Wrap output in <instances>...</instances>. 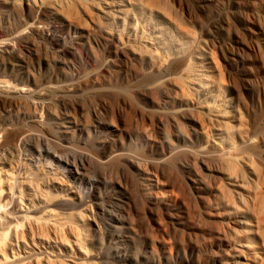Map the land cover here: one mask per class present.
Returning a JSON list of instances; mask_svg holds the SVG:
<instances>
[{
    "label": "bare ground",
    "instance_id": "6f19581e",
    "mask_svg": "<svg viewBox=\"0 0 264 264\" xmlns=\"http://www.w3.org/2000/svg\"><path fill=\"white\" fill-rule=\"evenodd\" d=\"M164 1L135 0L144 14H160L170 24L173 37L183 34L192 44H201L204 55L199 65L208 64L209 74L194 68L187 55L169 51L174 41L160 42L159 32L132 37L126 15H118L126 7L121 0H67L65 6L52 0H0V108L9 109L0 114V151L7 143L23 146L31 136L7 122L19 121L17 113L22 112L41 126L46 109L43 103L31 107L22 102L28 95L39 97L41 91L18 82L16 65L38 62V46H44L49 55L64 57L79 54L75 44L84 36L103 38L114 51L115 62L135 72L142 64L147 67L148 82L132 89L137 101L152 110L126 105L118 95L100 97L99 108L108 121L150 142L156 137L154 125L176 127L184 135L182 142L190 146L178 156L177 174L123 154L105 156L117 157L107 163L106 174L125 188L134 209L131 214L118 205L127 212L123 216L130 237L149 238L152 253L160 246L167 254L177 249L224 255L235 251L236 244L250 243L249 236L232 240L229 233L238 232L235 226L243 220L251 221L250 236L256 241L253 244H259L244 246L233 263L264 264V0ZM171 7L181 16L173 14ZM205 7L212 9L209 19L202 12ZM80 12L99 28L80 27L77 23L84 22ZM10 15L18 17L13 26L3 23ZM109 23L119 24L120 29L107 28ZM32 78L30 83L41 86ZM212 91L224 95V108L207 101ZM61 97L64 104L68 97ZM74 106L70 103L68 111L76 113ZM4 166L12 172L0 177V264H99L85 245L86 237L99 228L87 224L94 216L90 207L85 209L88 194L72 186L70 171L54 165L47 168L51 178H37L24 161ZM79 166L74 163L73 167ZM133 172L148 173L153 184H147L145 177L138 182ZM27 177L30 180L25 181ZM32 177L38 180L33 182ZM147 211L163 221L150 225ZM223 213L228 217L222 219ZM121 255L116 262L123 261Z\"/></svg>",
    "mask_w": 264,
    "mask_h": 264
},
{
    "label": "rangeland",
    "instance_id": "374dc122",
    "mask_svg": "<svg viewBox=\"0 0 264 264\" xmlns=\"http://www.w3.org/2000/svg\"><path fill=\"white\" fill-rule=\"evenodd\" d=\"M66 1L52 0V2L61 3L63 6H65ZM159 1L161 4L165 3L164 0ZM121 2L126 7H124V11L118 12V15L119 17L126 15L125 23L128 26L127 30H131L132 37L134 33L139 36L141 33L151 35L153 32H159L160 35L162 34L160 42L174 41L169 46V51L173 50L175 54L187 55L194 68L199 67L202 71H205L206 75L209 74L208 64L199 65L202 59L201 56L204 55L201 44H192L190 37L187 35L181 34L178 37H173L170 24L160 14H144L139 10L135 0H121ZM171 9L173 14L178 17L181 16L179 12L175 11V8L171 7ZM218 9L221 10V7ZM202 12L205 19H209L213 14L210 7H205ZM79 16L84 21L83 23H77L80 27L88 25L99 28V24L96 21L89 22L83 12H80ZM3 20L5 25L11 24L10 26H13L14 23H17L18 17L10 15L8 20L7 18ZM118 26L119 24L111 26L109 23L107 28L119 30L120 27ZM194 32L198 34L199 30L195 27ZM106 43L107 41L103 38L84 36L75 44L79 54L73 52L64 57L49 55L50 53H46L44 46H38L40 47L37 55L40 57L38 62L28 65V67L16 65L18 82L24 85L28 84L27 86L32 91H41L39 97L28 95L23 97L25 99L21 98L22 102H26L25 104L31 107L34 104H36L34 107H38L37 104L43 103V105H46V109L43 112L44 118L41 126L30 122L29 118L23 116L22 112H16L21 117L19 121L13 119L7 122L8 125L13 127H22L31 136L23 146L15 147L9 143L4 145L0 151V162H3L2 160H4V163L24 161L28 164V171L30 169L31 173H28L37 178H42L41 175L44 178H51L52 176L50 172H47V168L54 165L70 171L71 176L74 178V181L72 179V186L80 187L83 193L86 192L85 196L88 194L85 209L88 210L90 207L94 216H92L93 220H86L87 224L90 227L97 225L99 228L94 234L90 233V237H86L85 242L86 248L95 255L94 259L97 258L96 261L99 264H234L235 255L237 256L240 251H245L247 247L255 248L259 244V242L253 244L256 241L250 236L251 221L245 222L243 220L241 225L235 226L238 230V232H235L237 236L234 232V234L229 233L232 240L240 235L249 236L248 241L250 243L236 244L235 251L229 250L224 255L217 253L213 256H207L202 251L196 254L191 251L183 253L177 249H172L171 254H167L162 252L160 246H157L156 253H152L149 247V238L143 235H138L136 238L130 237L131 231L127 227L124 216L127 212L133 214L134 209L131 204H128L130 199L125 188L118 186L114 182L113 176L106 174L107 163L113 162L117 157L109 155L110 158H105V156L107 154H123L131 160L140 163L147 162L154 167H164L177 174L179 170L178 156L190 149V146L187 142H182L184 135L176 127L154 125L153 128L150 126V129L153 128L155 131L154 136H156L150 142L142 140L138 135L116 129L108 121L104 115V110L99 108L102 106V103L99 102L100 97L110 96L114 98L115 95H118L126 105L141 107V109L149 112L152 110L147 105L146 107L137 101L132 89L134 86H141L148 82L147 67L142 64V68L137 72L125 68L115 62L114 51L109 50ZM169 51L163 49V52ZM45 55H48L47 60H44ZM15 60L18 63L22 62L18 59ZM97 74H101V76L98 77ZM95 75L98 77L97 82ZM33 76L36 80L42 82L41 86L37 87L34 83H30ZM5 78L9 79L7 75ZM78 83L79 85L81 83V87L77 86ZM74 84L78 88H75ZM65 87L71 88L72 92H64L66 91L63 90ZM58 89L62 90L58 92ZM75 89L77 90L75 91ZM56 94L62 96L61 98L68 97H65V106L61 103L60 96L57 95V98ZM71 94L73 95L71 96ZM209 96L207 101L219 105L217 107H225L223 94L218 95L216 91H212ZM70 103L75 105L76 113L72 110L68 111L71 109L68 107ZM81 106L83 110L80 109ZM6 110L9 109L0 108V114ZM35 112L40 113L39 110ZM172 141L177 144L171 146L170 142ZM150 146H152L151 151ZM4 163L0 164L1 179H4V174L12 172V169L8 166H4ZM74 163L80 166L74 168ZM133 174L138 182L139 178L145 177L147 184H153V179L148 173L144 176L140 172L137 175L135 172ZM14 175H17V173ZM35 177H32L31 181L38 180ZM24 180L30 179L27 177ZM48 189L52 190L49 186ZM43 190L46 191V188L44 187ZM120 204L125 206L127 212H122L118 208ZM146 213L147 223H150V225H156L159 223V219L160 222L163 221V219L157 217L156 213L148 211ZM226 217H228L226 213L221 215L222 219ZM120 254H122L123 261L116 262L115 259Z\"/></svg>",
    "mask_w": 264,
    "mask_h": 264
}]
</instances>
